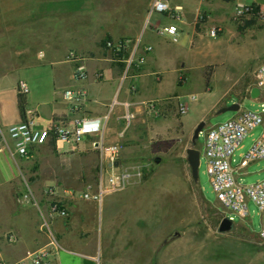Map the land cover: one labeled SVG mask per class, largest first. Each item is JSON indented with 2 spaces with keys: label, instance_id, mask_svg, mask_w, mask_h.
<instances>
[{
  "label": "rangeland",
  "instance_id": "1",
  "mask_svg": "<svg viewBox=\"0 0 264 264\" xmlns=\"http://www.w3.org/2000/svg\"><path fill=\"white\" fill-rule=\"evenodd\" d=\"M148 3L149 0H0V71L33 63L36 56H44L53 50L63 55H68L70 49L83 55L93 54L104 52L105 42L112 38H140L144 30L148 32L151 29L150 25L156 18L162 24L169 20L156 13L147 19L144 10H148ZM225 7L227 12L223 24H219L208 10L197 13L194 25L199 34L193 44L192 33L187 28L175 42L157 35L150 39L156 64L164 72L162 92H175L179 102L188 103L189 109L182 117L184 130L179 128L164 140H153L139 149L126 150L132 157L123 162L128 166H123L134 175L130 182L135 181L138 187L132 194L128 211L131 215H120L116 220L112 219L111 224L124 226V233L131 231L130 238H119L123 245L121 251L115 250L116 238L114 242L111 239L107 248H111L110 253L118 252L119 257L126 256L124 247H129L127 249L133 254L134 251L139 252L134 264H144L145 252L149 253L150 248L153 264H252L247 260L248 254L257 251L264 254L263 240L258 246L245 244L244 241L251 238L241 233L245 230L259 231L260 216L256 205L252 201L247 202L248 215L244 219L233 216L231 231L236 233L231 235L240 237L223 236L218 225L228 212L224 211L212 189L206 161L201 157L198 181L207 201L193 186L186 160L185 150L191 145L198 123L205 121L195 144L202 151L204 134L210 125L235 115L231 111L217 114L218 105L242 98L245 88L254 83V70L264 58V6H258L257 13H246L238 18L230 4ZM190 9H194L193 3ZM207 26H210L208 29L219 27L218 36L213 38L206 34ZM181 63L184 68L178 79L180 84H177L172 74ZM34 69L25 67L19 70V75L26 76ZM205 73L209 74L208 83ZM11 77L10 73L6 83L11 81ZM191 94L196 96L194 101L188 99ZM239 102L243 109L261 110V106L250 99ZM259 132L260 127L249 132L244 143L251 144ZM4 151L0 153V169L5 171L12 167L19 180V162L12 160ZM156 157H160L158 163L155 162ZM46 180L47 184L56 182L52 177ZM25 189L26 186L16 192ZM31 190L38 199L40 189L31 186ZM6 203V207L14 211L22 205L27 206L11 199ZM17 241L23 245L26 243L23 236H19Z\"/></svg>",
  "mask_w": 264,
  "mask_h": 264
},
{
  "label": "crops",
  "instance_id": "2",
  "mask_svg": "<svg viewBox=\"0 0 264 264\" xmlns=\"http://www.w3.org/2000/svg\"><path fill=\"white\" fill-rule=\"evenodd\" d=\"M182 1L168 0L171 7L177 5L182 7L183 21L181 25L177 24L179 35L183 34V29H189L192 33V44L199 34L194 25V19L199 11H210L215 16V20L219 24H223L227 12L225 6L228 4H230L232 11L235 4L238 3L264 6V0H249L248 2L243 0ZM152 2L153 0H149L148 10H144V13L147 12V19ZM192 3L194 5L193 10L190 9ZM164 16L169 19L167 22L162 24L156 18L154 23L150 25L152 26L151 29L141 33L142 46L150 45L152 50L146 54L145 62L131 72V79L122 84H120V76L124 64L120 58L107 49L104 52L93 54L78 53L83 55L81 56V63L88 71L87 78L84 79H75L73 77L75 62L67 59V54L63 55L54 50L49 51L44 56L42 54L36 56L33 63L17 65L4 72L0 71V124L6 127L18 123L22 119L23 114H21L18 105L17 84L18 81H26L29 92L24 95V109L34 113L37 125L40 127H50L52 123L58 121L67 122L74 116L100 118L108 112L114 99L119 102H130L135 118L124 134H119L123 125L122 120L119 119V115L123 112L121 105L114 108L103 131V139L106 144L118 143L120 145L121 162L124 166H128V164L123 162H127L126 159L132 157V154L127 153V149H139L140 146H147L153 140H164L172 132H178L179 128L184 130L183 115H178L176 112L175 97L177 94L175 92L168 94L162 92L164 72L157 66L156 56L152 53L154 50L150 41L152 36L157 35L169 39L168 36L160 35L157 32L159 27L173 22L167 15ZM208 27L210 26H207V29ZM198 38L201 39V37ZM112 39L116 40L120 37ZM71 51L76 52L74 49H70L68 53ZM40 56L42 57L38 58ZM263 61L264 58L260 63ZM25 67H35V69L26 76L19 75V70ZM183 68L184 64L181 63L173 70L172 77L177 84H180L178 79L182 75ZM10 73L12 75L11 81L6 83V78ZM98 73H101L102 76H98ZM129 84L135 85L136 90L131 91ZM251 85L245 88L242 98L238 101L247 98L252 100V103H258L261 106L263 99L261 93L256 98L250 97L249 87ZM66 88H83L87 92V98L81 111L75 115L71 114L68 103L63 99L62 91ZM171 97L173 99L172 106L170 104L162 105L166 99ZM145 101L162 102L159 103L162 108L161 115L150 116L142 105V102ZM233 102L236 100L224 101L218 107ZM96 139H98L97 134L87 135L78 142H57L50 137L46 143L32 147L28 158L18 155L17 158L12 157L5 148L0 147V153L6 150L4 152H8L12 160L19 162L20 166L17 165V167L21 175L18 180V176L12 167L8 170L5 169V171L0 169V225H2V227L0 226V237L3 238L0 241V258L5 262L13 263L24 257L27 252L41 247L46 242V236L40 229V223L41 213L45 214L48 208L49 199L44 195V190L48 187L55 188L59 192L60 200L67 210L66 217H53L49 221L50 227L61 245V248L51 257L52 264H106V261L134 264L137 262L136 257L140 253L129 252L127 246V248L124 247V250H127L124 257L121 255L119 257L118 252L115 251L110 253L111 248H107L116 238L118 240L115 250L121 251L123 245L119 238H130L131 231L124 233L125 230H122L124 226H114L111 221L112 219L116 220L120 215L124 217L127 214L131 215L129 207L133 199L132 194L138 187L135 181H129L127 186L120 191L105 194L101 202L86 200L77 196L71 197L63 193L64 190L70 189L80 191L88 183L93 184L94 189H96L99 179V156L91 144ZM249 145L250 143H244L243 140L236 149L232 157V167L238 182L244 181L251 184L264 178V158L251 161L246 166H240L241 156L246 152ZM48 177L55 178L56 182L54 184L45 183ZM5 186L7 188H4ZM24 186L26 189L23 192H16L24 189ZM31 186L34 189H40L37 199L39 209L32 204L22 205L17 211L6 207L8 199L14 203H20L18 198L28 188L31 190ZM125 223L129 224V221ZM219 233L225 237H240L231 235L236 233V231L231 230ZM241 233L247 234L244 237L251 238V240L244 241L245 244L258 246L261 243L257 233L250 230ZM19 236L26 239L24 245L17 241ZM103 247L104 250H102ZM247 260L252 264H260L261 261H264V254L259 251L248 254ZM144 264H153L152 248H150L149 253L148 251L145 252Z\"/></svg>",
  "mask_w": 264,
  "mask_h": 264
},
{
  "label": "built area",
  "instance_id": "3",
  "mask_svg": "<svg viewBox=\"0 0 264 264\" xmlns=\"http://www.w3.org/2000/svg\"><path fill=\"white\" fill-rule=\"evenodd\" d=\"M253 4H235L234 15L240 17L246 13H257ZM182 7L177 5L171 7L168 0H153L148 17L152 13L167 15L173 22L161 26L157 29L160 35H166L173 42L178 40L179 29L177 22L183 21ZM197 18V17H196ZM199 19L201 16L198 17ZM220 31L219 27L213 26L208 29L210 37H216ZM107 50L113 52L123 62V69L120 76V84L132 77V71L145 62L146 54L152 50L150 45L141 44L140 38L131 39H110L105 42ZM67 59L75 62L73 77L75 79L87 78L88 71L81 63V56L74 51L67 55ZM98 76H102L98 73ZM258 87L262 95L261 110H248L240 108L235 115L225 121L210 126L204 134V143L201 157L206 161V171L217 200L222 205L227 216L233 222V216L237 215L244 219L248 215L247 202L252 201L259 212L260 228L257 235L264 241V178L251 184H241L235 177L232 167V157L236 149L241 145L245 137L256 127H261L258 136L253 139L246 152L241 156L240 166H246L249 162L264 158V61L254 70V83L249 87ZM129 89L135 91L136 87L129 84ZM29 87L26 81H18L17 93L26 95ZM63 99L68 103L71 114L75 115L82 109L87 98V92L83 88H66L62 91ZM176 99V112L183 115L188 111V103L179 102ZM190 101H194L196 96H188ZM157 101H145L142 105L147 113L152 117L161 115V106ZM172 106L173 99L168 98L162 103ZM118 105L123 107L119 119L122 120V130L124 132L131 126L135 113L131 109L130 102H119L114 99L110 104L108 112L100 118L72 117L69 121H58L50 127H40L37 125L35 115L31 111L24 109L22 119L15 124L6 127L0 124V147L5 148L14 157H30L31 149L34 146L42 145L52 137L57 142H78L83 137L90 134H97L98 139L92 141V147L96 149L99 156V179L94 189L93 184L88 183L80 191L64 190L63 193L71 197H80L86 200L101 202L105 194L117 192L124 189L130 181V173L121 162V147L118 143L106 144L103 139L104 128L109 121L114 108ZM161 105V104H160ZM161 109H160V108ZM118 161L115 166L113 163ZM44 195L48 197V208L45 214L41 213L40 229L46 236V242L41 247L27 252L24 257L7 263L0 258V264H52L51 257L61 248V245L50 227V219L53 217H66L67 210L62 204L59 192L52 187L44 190ZM22 204H32L39 209V204L32 190L29 188L19 198ZM11 238V237H10ZM9 238V239H10Z\"/></svg>",
  "mask_w": 264,
  "mask_h": 264
},
{
  "label": "water",
  "instance_id": "4",
  "mask_svg": "<svg viewBox=\"0 0 264 264\" xmlns=\"http://www.w3.org/2000/svg\"><path fill=\"white\" fill-rule=\"evenodd\" d=\"M259 94H260V90L258 87L254 86L251 88L250 90L251 98H256L259 96ZM240 108H241V103L239 101H236L229 105H224L220 107L217 110V114L228 112V111L236 113L237 111L240 110ZM204 126H205V121H201L198 123V125L193 131V135L191 138V145L187 147L185 150L186 160L190 168V174H191L192 180L195 182L198 181L199 179V164H200V159H201V151L199 148L195 146V144ZM159 161H160V157H156L155 162L158 163ZM113 164L117 166L119 162L116 161ZM232 227H233V222L229 218L223 217L221 218L219 222L218 231L227 232V231H230Z\"/></svg>",
  "mask_w": 264,
  "mask_h": 264
},
{
  "label": "trees",
  "instance_id": "5",
  "mask_svg": "<svg viewBox=\"0 0 264 264\" xmlns=\"http://www.w3.org/2000/svg\"><path fill=\"white\" fill-rule=\"evenodd\" d=\"M254 6H255V11H257L258 5H254ZM208 80H209V74L208 73H205V81H206V83H208ZM18 105H19V109H20L21 114H23L24 113V106H25V98H24V96L18 95ZM192 184H193L194 187H196L197 189H199V192L201 194V197L204 200H206L205 197H204V195H203V192L201 190L199 181H196V182L195 181H192Z\"/></svg>",
  "mask_w": 264,
  "mask_h": 264
}]
</instances>
